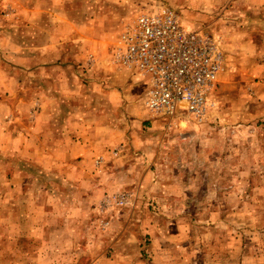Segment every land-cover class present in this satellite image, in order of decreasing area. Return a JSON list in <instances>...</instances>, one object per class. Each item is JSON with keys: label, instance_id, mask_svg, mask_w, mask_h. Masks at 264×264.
<instances>
[{"label": "rangeland", "instance_id": "obj_1", "mask_svg": "<svg viewBox=\"0 0 264 264\" xmlns=\"http://www.w3.org/2000/svg\"><path fill=\"white\" fill-rule=\"evenodd\" d=\"M225 2L0 0V264H264V28ZM162 5L224 55L201 122L151 117L109 58Z\"/></svg>", "mask_w": 264, "mask_h": 264}, {"label": "built area", "instance_id": "obj_2", "mask_svg": "<svg viewBox=\"0 0 264 264\" xmlns=\"http://www.w3.org/2000/svg\"><path fill=\"white\" fill-rule=\"evenodd\" d=\"M114 66L145 82L140 103L171 126L178 116L201 122L223 71L218 42L203 30H187L168 6L152 7L126 21L109 48ZM124 197H119V201Z\"/></svg>", "mask_w": 264, "mask_h": 264}, {"label": "crops", "instance_id": "obj_3", "mask_svg": "<svg viewBox=\"0 0 264 264\" xmlns=\"http://www.w3.org/2000/svg\"><path fill=\"white\" fill-rule=\"evenodd\" d=\"M219 13H223V15L233 14L235 21H236V25H239L240 27L242 26L241 29H247V30L252 31V30L264 28V0H226V2L224 3V6L222 7V10ZM226 29L227 28L224 27L222 30H226ZM187 30H191V29L189 28ZM252 40L253 39L246 37V44L251 45L253 43ZM222 57H223V71H222L223 73L225 71V67H224L225 58L223 54H222ZM261 60H263V58H261ZM118 69H121L123 71L122 76H124L127 82L126 85L128 86V89L138 90L139 88L140 90H142V92H144L145 82L143 79L139 78L137 75H135L132 72H128L119 67ZM109 76H110L109 77L110 80H112L114 75L110 74ZM128 78H129V81H127ZM79 149L81 150L79 152L80 153L79 156L73 157V155H71V157H73V160L80 159L82 161V159L86 158V155H87L86 150H88L86 146H84L83 144L79 147ZM66 156L69 157L68 155ZM78 157H81V158H78ZM68 159H70V157Z\"/></svg>", "mask_w": 264, "mask_h": 264}]
</instances>
